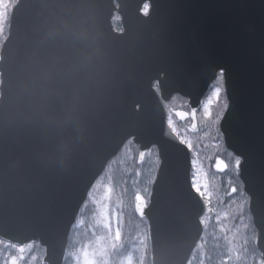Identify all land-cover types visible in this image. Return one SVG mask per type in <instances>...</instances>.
Segmentation results:
<instances>
[{"label":"water","instance_id":"1","mask_svg":"<svg viewBox=\"0 0 264 264\" xmlns=\"http://www.w3.org/2000/svg\"><path fill=\"white\" fill-rule=\"evenodd\" d=\"M221 69L229 107L219 128L242 159L264 264V0H18L0 50V241L38 243L42 264H63L88 191L132 139L139 162L151 147L159 158L148 204L134 199L150 264H187L210 210L165 102L179 93L192 113Z\"/></svg>","mask_w":264,"mask_h":264},{"label":"rangeland","instance_id":"2","mask_svg":"<svg viewBox=\"0 0 264 264\" xmlns=\"http://www.w3.org/2000/svg\"><path fill=\"white\" fill-rule=\"evenodd\" d=\"M13 4L12 0H0V47L7 35L8 20ZM146 7V6H145ZM217 85V84H216ZM221 86L219 82L217 86ZM223 86V83H222ZM213 88V89H214ZM212 89V90H213ZM211 92V91H210ZM210 94V93H209ZM209 94L205 97V101ZM179 110L188 111L187 103L185 100L178 98ZM176 103V102H175ZM219 106L213 109V118H205L201 112L197 113V127L191 129V122L183 124L179 121L172 119L169 116V124L176 132L180 141L186 144L193 152V168H192V184L195 190L209 203V200L215 202L214 185L222 177L212 172L213 161L217 157L223 158L230 166V171L224 176V181L228 183L229 195L224 199H219L214 203V217L217 222L222 221L229 210L233 217L239 216V227L243 226L244 216H241L244 208L247 209V199L242 193L239 186L237 176V160L227 153L223 147L222 137L218 138V125L215 122L216 112L220 111ZM115 160L107 178L101 181L97 189L99 192L95 194L96 202L94 201V211L90 210L89 215L91 219V231L94 229L99 230L97 237L93 239V243L80 246L77 245L73 249L71 259L68 264H95V253L102 254L106 246H116L119 243V213L117 209H121V213L125 215V223L121 226L126 235V240H130V246L133 249H138L140 243L144 241V245L148 247L149 252V237L147 231V224L138 219L129 221L127 208H132V198L137 194L142 195L145 199L148 198L150 186L154 179L156 169L159 165L157 154L155 151H150L140 165L136 164L137 154L131 155L129 149ZM210 170H208L207 169ZM110 180V182H109ZM215 183V184H214ZM199 186V190H198ZM112 187L115 190H120V201L114 202L113 210H110V199ZM241 191V194H240ZM122 196V199H121ZM118 198V197H117ZM123 200V202H122ZM210 204V203H209ZM118 219V220H117ZM247 219H245L246 221ZM81 228V225H77ZM84 232V230H82ZM79 232L77 233V235ZM76 235V236H77ZM77 241V238L75 242ZM128 242V241H127ZM94 248V249H92ZM130 250L120 252L112 264H133V255ZM149 254V253H148ZM44 253L36 245H29L22 250L9 247L0 243V264H40V260ZM253 259V256H251ZM260 263V261H259Z\"/></svg>","mask_w":264,"mask_h":264},{"label":"trees","instance_id":"3","mask_svg":"<svg viewBox=\"0 0 264 264\" xmlns=\"http://www.w3.org/2000/svg\"><path fill=\"white\" fill-rule=\"evenodd\" d=\"M12 1L14 3L15 0ZM131 149L134 150V147L132 146ZM219 188V190L225 188L224 182L223 187L219 186ZM112 193L113 201L116 197H120L121 195L120 190H115L113 187ZM94 201L96 202L95 197L86 204L79 215L78 225L80 224L81 228H78L79 230L76 228L73 231L69 243V254L73 252L76 244H89V246H91L90 244L93 243L94 237H97L99 230L94 229L91 231L92 223L88 212V210L94 211L95 207H92ZM126 210L128 212V208ZM244 213L245 216L243 218L244 223L242 227H239V216L238 218L233 217L229 210H227L225 218L220 222L216 221L214 218L216 214L213 213L210 223L207 224L203 236L194 251L190 264H258V253L252 245L255 231L251 225V220L246 208H244L241 213L242 217ZM128 218L130 222L133 221L129 212ZM245 219L247 220L245 221ZM119 220L122 225H124L125 215L124 218L119 215ZM82 230H84V232H82ZM122 230V228L119 230V243L116 246L117 248L108 246L107 250L104 251V255L102 253L100 258H97L96 264H112L116 257L121 254V251L125 252L131 249V252H134V245L130 246L131 241L128 239L126 240L125 232ZM78 232L79 234L77 235ZM75 233L77 235L76 242V238L74 237ZM251 256H253V259ZM134 257V264H148L146 251L135 252Z\"/></svg>","mask_w":264,"mask_h":264},{"label":"snow or ice","instance_id":"4","mask_svg":"<svg viewBox=\"0 0 264 264\" xmlns=\"http://www.w3.org/2000/svg\"><path fill=\"white\" fill-rule=\"evenodd\" d=\"M223 75H224V71L223 69H221L219 71V78H220V83L221 86L219 87H215L209 94L208 98L202 102L200 109H196L194 108L191 115L193 117H195L199 112H201L203 114V116L205 118H213V109L217 106H219L221 108L220 111L216 112V117H215V122L217 125H219L220 121H222L223 119V115L225 112H227L229 104H228V99L227 96L225 94V89L222 86V82H223ZM178 116H180L181 118H186V116L188 114L180 112L177 113ZM223 136V132L222 130L218 131V138ZM242 162V159H238L236 164L237 167H239V164ZM225 162L223 160L218 161V167L223 169L225 167ZM198 190H199V186H198Z\"/></svg>","mask_w":264,"mask_h":264},{"label":"flooded vegetation","instance_id":"5","mask_svg":"<svg viewBox=\"0 0 264 264\" xmlns=\"http://www.w3.org/2000/svg\"><path fill=\"white\" fill-rule=\"evenodd\" d=\"M146 12V11H145ZM120 31V30H119Z\"/></svg>","mask_w":264,"mask_h":264}]
</instances>
